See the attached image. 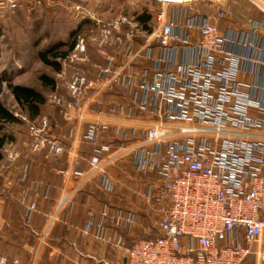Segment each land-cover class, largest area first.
Segmentation results:
<instances>
[{
	"label": "built area",
	"instance_id": "built-area-1",
	"mask_svg": "<svg viewBox=\"0 0 264 264\" xmlns=\"http://www.w3.org/2000/svg\"><path fill=\"white\" fill-rule=\"evenodd\" d=\"M153 1L162 8L149 34L123 13L106 21L96 10L74 6L81 21L73 46L57 58L58 78L66 85L56 84L46 100L69 128L56 133L53 117L40 116L29 122L24 150L5 148L6 170H19L26 225L38 211L31 193L40 190L39 182L26 186V161L67 154L70 169L59 173L77 178L45 216L30 264L39 263L57 224L73 228L75 199L95 180L108 202L99 215L89 212L80 232L125 250L124 264H264V88L239 79L241 72L255 73L246 64L264 67V62L228 51L233 42L208 21L193 18L183 27L169 18L168 4L190 1ZM22 3L54 1L1 0L0 10ZM89 30L93 38L87 37ZM91 42L119 51L105 64L96 63ZM180 52L184 57L178 62ZM84 145L86 154L80 151ZM112 169L122 176H111ZM5 180L8 190L16 187L12 178ZM118 191L143 204L155 222L144 226L132 206L112 204L124 200ZM139 233L153 237L138 240Z\"/></svg>",
	"mask_w": 264,
	"mask_h": 264
},
{
	"label": "rangeland",
	"instance_id": "rangeland-1",
	"mask_svg": "<svg viewBox=\"0 0 264 264\" xmlns=\"http://www.w3.org/2000/svg\"><path fill=\"white\" fill-rule=\"evenodd\" d=\"M1 1V0H0ZM52 5L44 4L42 6H35L34 4L22 3L17 9L0 10V103L9 109L20 122L16 124H9L6 126V134L8 142L3 150V161L0 163V180H3L2 193L12 190L6 188V180L2 174L6 172V167L10 165L6 161V147L14 151H22L25 149V144L29 139V122L32 119L30 112L21 107L13 97L9 86L23 85L36 89L41 92L47 100L51 89L44 87L40 78L43 75L51 76L55 79L56 84L60 88H65L66 82L58 78V72L45 65L39 59L40 52L46 51L49 47L60 43L70 44L73 42L72 32L76 25L81 21L78 18L74 6L82 5L100 12L106 21L115 19L119 13L122 12H139L142 13L147 7L155 14L154 26H156V19L161 11L162 4L153 0H53ZM194 2L197 7L206 6L209 0H187ZM184 5V4H182ZM176 4L171 3L167 5L168 16L174 20L176 13L171 11ZM217 26V25H216ZM88 38H93L95 32L89 30L87 32ZM89 52L92 55H100L103 57L95 60L105 62L113 58V54H117L119 49L116 46H110L106 49L100 48L94 43H90ZM67 50V49H66ZM115 58V57H114ZM103 62V63H104ZM66 80V79H65ZM51 115L61 125L62 118L56 110L46 105L43 108L40 116ZM11 145V147H10ZM10 149V150H11ZM5 166V168H3ZM12 169L11 171H14ZM10 170H8L9 172ZM15 189V188H14ZM13 192V196L17 195ZM122 194V193H121ZM123 195V194H122ZM128 194L126 193V197ZM4 198L0 195V199ZM130 198V197H129ZM132 199V198H131ZM133 203L121 204L117 199L112 200L115 206L125 205V207H133L138 211L144 210L143 204L138 200H130ZM61 226V227H60ZM56 227V226H55ZM63 230L62 225L57 224L55 230ZM63 231H66L64 229ZM63 231L61 234L49 238V245L54 248L53 252L47 250L40 257V264H123L126 258V251L122 249H110L109 247H101L100 244L88 242V240L75 238L69 242L63 241ZM121 250V252H118ZM125 253H124V252ZM125 256V257H124ZM31 260V254H29Z\"/></svg>",
	"mask_w": 264,
	"mask_h": 264
},
{
	"label": "crops",
	"instance_id": "crops-1",
	"mask_svg": "<svg viewBox=\"0 0 264 264\" xmlns=\"http://www.w3.org/2000/svg\"><path fill=\"white\" fill-rule=\"evenodd\" d=\"M199 7H197L194 2L184 5L176 4L175 8L171 11L176 13V18L183 27L188 23V20L193 18L205 20L211 24L217 25L220 36L233 42L227 44L228 51L244 58L264 62V0H209L206 6ZM191 36L193 41L199 38L198 33H194ZM245 44H252L253 47H243ZM95 56H97V58L103 57V55H93L92 61L96 63L98 62L95 60ZM113 56L116 55L113 54ZM183 57L184 54L180 52L177 56L178 62H181ZM103 62L99 63L105 64L107 61ZM251 67L255 73L249 74L241 72L239 74L240 81L264 88V67L246 64V68L249 70ZM263 99L264 96H261L260 100ZM54 120L56 133L66 131L69 128V124L63 118L61 119V125L55 118ZM80 151L82 154H86L89 148L84 145L81 147ZM69 161L70 158L67 154L63 155L58 160L55 158L46 159L45 154H38L26 161L29 166V178L26 186L30 187L35 182L40 183L38 195L34 196V193H31V196L38 200V211L34 215L30 225H26L24 209L20 203L22 186L17 181L19 170L17 169V171L14 170L13 172H8L7 170L2 174L5 179L12 178L15 180L16 187L13 191L8 193V197L1 198L0 261L6 259V264L31 263L34 251L38 248L37 234L42 232L46 223L45 216L55 211L61 193L63 191H69L75 186L77 178L68 180L59 173L60 171H67L70 169ZM21 163L25 162L22 161ZM82 169L87 170L86 165H83ZM111 176L119 178L122 176V173L117 169H112ZM99 183V180H95L92 185H89L76 197L75 206L70 215V222L73 228H68L66 231L61 229L55 230L56 228L53 229L50 234V237H53L52 241L55 240L57 234H61L60 231H63V241L68 240L71 242L69 238H75L76 240L85 239L88 240V242H97L92 238L83 236L80 230L88 220L89 212L93 211L95 214L99 215L104 204L108 202L105 194L99 187ZM16 191L18 192L16 193L17 195L13 196L12 193ZM126 193V191L117 192V196L124 197V200H121V204L133 203L130 201L132 199L129 195L126 197ZM117 201L120 202V200ZM121 206L125 207V205ZM143 208L144 210H142V212L135 209L140 214L141 224L145 226L155 222L156 217L154 214L145 206H143ZM110 233L114 235L115 230L111 228ZM139 235H142V233H139ZM126 238L128 239V236H126ZM97 244H100L101 247L105 246L113 249L112 246L100 242H97ZM47 250L55 251V249L51 248L48 244L43 248L41 256H43L42 254H45ZM118 252H121V250H118ZM29 254H31V260ZM40 262L41 260H39L38 264H40ZM110 263L113 264V261H110Z\"/></svg>",
	"mask_w": 264,
	"mask_h": 264
},
{
	"label": "trees",
	"instance_id": "trees-1",
	"mask_svg": "<svg viewBox=\"0 0 264 264\" xmlns=\"http://www.w3.org/2000/svg\"><path fill=\"white\" fill-rule=\"evenodd\" d=\"M122 13L132 18L133 20L139 22L140 25L143 26L147 34L151 33V29L153 28L154 19L156 15L155 14L153 15V12L149 10L148 7L145 10H143L142 13L139 12H133V13L122 12ZM74 34H75V29L72 32L73 37ZM72 46H73V42L70 44L60 43L55 46L49 47L46 51L40 52L39 59L45 65L51 67L54 70V72H59L61 70V67L57 62V58L66 56L67 53L72 49ZM40 80L44 87L51 89V91L55 89L56 81L53 77L48 75H43L40 78ZM9 88L17 103L21 107L26 108L30 112L32 119L40 116L46 102L45 96L41 92L37 91L32 87L23 86V85H10ZM18 122H20V120L17 117H15V115L9 109H7L2 103H0V163L3 161L4 158L3 150L9 139L6 134V126L9 124H16ZM2 185H3V180H0V195H2L3 197L6 196L8 197L7 191H4L2 193V191L4 190L2 189ZM55 228H57V226ZM62 228L66 230L68 229L64 225H62ZM151 237L153 236H145L142 234V235H138L137 239L138 240L148 239ZM128 241H129L128 242L129 245L131 239H128Z\"/></svg>",
	"mask_w": 264,
	"mask_h": 264
},
{
	"label": "bare ground",
	"instance_id": "bare-ground-1",
	"mask_svg": "<svg viewBox=\"0 0 264 264\" xmlns=\"http://www.w3.org/2000/svg\"><path fill=\"white\" fill-rule=\"evenodd\" d=\"M163 1H164V0H163ZM167 1L180 2L181 0H167Z\"/></svg>",
	"mask_w": 264,
	"mask_h": 264
}]
</instances>
